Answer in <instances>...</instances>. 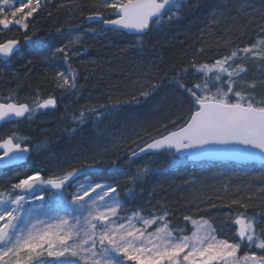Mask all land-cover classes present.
Returning a JSON list of instances; mask_svg holds the SVG:
<instances>
[{
  "label": "snow or ice",
  "instance_id": "obj_1",
  "mask_svg": "<svg viewBox=\"0 0 264 264\" xmlns=\"http://www.w3.org/2000/svg\"><path fill=\"white\" fill-rule=\"evenodd\" d=\"M70 3L76 5L70 10H82L76 0ZM95 7L104 11L91 14L90 21L102 22L114 32L143 37L153 24L163 23L166 13H172L169 20L176 16L181 0H100ZM244 7L240 5L236 10L243 11ZM40 8L41 0H0V31L15 26L24 30L25 42L30 41L29 18L34 19ZM173 8L176 12H172ZM218 16L224 18L225 13L214 12L212 20L217 21ZM79 42V37L70 39L46 57L62 59L68 67V72L58 71L54 76L55 87L62 92L76 88L78 73L71 68V55L73 44ZM19 43L16 39L0 43V56L11 58ZM199 51L203 53L204 49ZM248 59L264 64V26L254 42L242 47L233 45L228 54L211 64L194 62L178 69L173 81L182 90L187 118L180 117L182 123L172 120L170 130L163 125L164 133L130 149L126 163H134L145 152L166 154L169 166L185 160L203 163L264 159V99L257 100L253 94L255 82L247 83L243 91L238 84L247 73L240 61ZM188 74L194 79L191 85L185 81ZM156 87H142L140 97L147 98ZM139 99L133 96L131 102L139 103ZM56 105L54 95L44 98L37 92L31 104L0 103V121L31 119L35 112L54 109ZM111 107L119 108L120 102ZM108 112L103 105L84 109L73 116L72 123L80 126L89 116L99 120ZM41 147L33 146L17 133L0 136V169L23 168L28 156ZM107 154L105 149L102 155ZM91 159L92 163L71 170L60 168L59 174L47 176L40 171H18L16 179L0 190V264H264V255H238L245 246L264 252V187L257 190L262 198L259 212L248 214L249 208L256 206V192L247 198H231L223 205L227 209L223 228L203 216L194 219L186 215L183 219L191 222L193 230L185 234L184 229L173 226V213L166 206L147 214L137 208L128 214L127 201L122 199L118 184L91 178L121 171L119 158L111 160L107 168L95 156ZM149 171L138 169L129 179L135 182ZM81 176L85 177L83 181L79 180ZM257 180L264 185V175ZM45 251L55 261L41 259Z\"/></svg>",
  "mask_w": 264,
  "mask_h": 264
},
{
  "label": "trees",
  "instance_id": "obj_2",
  "mask_svg": "<svg viewBox=\"0 0 264 264\" xmlns=\"http://www.w3.org/2000/svg\"><path fill=\"white\" fill-rule=\"evenodd\" d=\"M76 2L82 10H70L76 6L70 0H41L34 19L29 18L28 42L24 30L18 27L0 32V43L9 39L20 42L11 60L0 62V100L18 98L28 102L37 92L44 98L51 94L57 99L56 109L49 112L54 118L52 123H18L29 127L23 135L33 146L43 145L39 154L30 156V165L36 169L27 173L59 174L60 168L71 170L92 163L93 156L107 168L111 160L119 158L121 171L91 178L118 184L128 214L137 208L147 214L166 206L173 213L174 225H184L187 215L194 219L203 216L217 226L227 219L224 204L231 198L250 197L253 192L257 194L253 200L256 206L250 207L248 214L259 212L262 198L257 190L264 185L257 178L264 175V167L186 162L171 167L169 157L161 154L143 158L154 160L150 171L133 182L129 177L139 168L131 167L126 160L130 149L164 133L163 125L170 130L172 120L182 123L179 118H187L182 90L173 81L175 72L194 62L211 64L228 54L233 45L242 47L254 42L264 26V0H181L176 16L169 20L172 13H166L163 23L154 24L140 38L103 29L102 22L87 23L91 14L104 11L95 7L100 0ZM62 4L65 7H60ZM240 5H246L243 11L236 10ZM214 12H224L225 17L213 21ZM70 28L78 29L84 38L73 45L71 55V68L78 73L76 88L62 92L55 87L54 76L58 71L68 72V67L62 59L46 57L68 42L62 40V33ZM138 39L143 43H137ZM250 67L264 82V64L253 61ZM185 81L191 85L193 76L185 75ZM259 81L255 82L257 86H264ZM152 84L157 87L147 98L140 97L141 88ZM133 96L140 98L139 103L131 102ZM117 102L120 107L112 109ZM102 105L109 108L103 118L89 116L80 126L72 123L81 110ZM105 149L108 154L102 155ZM159 158L166 160L154 164ZM17 170L0 171V190L12 181L11 172Z\"/></svg>",
  "mask_w": 264,
  "mask_h": 264
},
{
  "label": "rangeland",
  "instance_id": "obj_3",
  "mask_svg": "<svg viewBox=\"0 0 264 264\" xmlns=\"http://www.w3.org/2000/svg\"><path fill=\"white\" fill-rule=\"evenodd\" d=\"M4 31H0V32L3 33ZM102 35L103 34L101 33L100 36H102ZM77 37L80 38V41L84 38V36L82 35V32H80L78 29H73V31L71 33H69L68 30H66V31H64L62 33V40L65 41V42H67L70 39L75 40ZM77 44L78 43H74L73 45H77ZM240 62L247 68V73L244 75L243 80L238 81L240 90L243 91V90L246 89L247 83H252V82L259 81L256 78L259 74H258L257 71H255L254 69H252L250 67V62H253V60L248 59L247 61H243L242 60ZM259 83H261V82L259 81ZM253 94L255 95V97L257 98V100L264 99V86H257L256 89H255V92ZM33 100L34 99H31L30 101H28V103L31 104ZM8 102L21 103V102H23V100H21V99L19 100L18 98L17 99H12V100L11 99H8V100H4V101H1L0 100V103H8ZM49 112H51V111H39V112H35L33 114V116H32L31 119H25V121L23 123L26 124L25 126H29L32 123H36V124H47L52 119V117H53ZM25 128H29V127H25ZM25 128H24L23 125L13 124V125H10L8 129L4 128V129L0 130V136H7V135H11L12 133H17L20 136L24 137L23 134H25V133L23 132V130H25ZM4 132H7V133H4ZM42 148H43V145H42V147H41V149L39 151L31 153V155L33 156V155L39 154V152L42 150ZM163 158H159V159L155 160L154 164H157V163L160 164V163H162V161L166 160V159H163ZM153 161L154 160H150V159L149 160L142 159L138 163H130L129 162V165L131 167H137L139 169H141V168H148L149 169V165L152 164ZM178 164H180V163H177L176 165H178ZM171 167H173V166H171ZM33 169H36V167H33L32 165H30V161H28L27 164H26V166L24 168L20 169V170H17V172L18 171L21 172V171L33 170ZM15 171H12L11 172L12 173V176H11L12 181H14V178L16 177V174H17V172H15ZM80 181H83V180H80ZM95 181H97V180H95ZM74 190H75L74 188H70L69 189V191H74ZM69 199H71V197H69ZM223 222L224 221H222L216 227L217 228H223ZM173 226L178 227V228H181V229H184L185 230V234H191V231L193 230V225L191 224L190 221H186L184 225H180L179 226V225H174L173 224ZM149 230H152V229L150 228ZM252 252H255V254L257 256L264 255V252H261L259 249H256L255 247H253V248L250 249V248H248L246 246L243 247L238 252V255L243 256L245 253L251 254ZM41 259H43L45 261H48V262L55 261V257H48L47 251H45L43 253V256L41 257ZM33 264H35V262H33ZM126 264H134V262H126Z\"/></svg>",
  "mask_w": 264,
  "mask_h": 264
},
{
  "label": "water",
  "instance_id": "obj_4",
  "mask_svg": "<svg viewBox=\"0 0 264 264\" xmlns=\"http://www.w3.org/2000/svg\"><path fill=\"white\" fill-rule=\"evenodd\" d=\"M113 18H115V17H113ZM100 23V22H98V21H90L88 18H87V23ZM102 25H103V23H102ZM103 27L105 28V29H107L104 25H103ZM149 32V30L147 31V33ZM118 33H120V32H118ZM122 34H125V35H127V36H134V37H137L136 35H134V34H130V33H122ZM19 49V48H18ZM17 49V50H18ZM10 58H5V57H2V56H0V61H2V62H5V61H7V60H9ZM8 103H13V102H8ZM56 109V107L54 108V109H49V110H42V111H54ZM25 119L24 118H19L18 120H12V121H0V127H2L3 125H5V124H7V123H19V122H22V121H24ZM153 154H151V153H148V152H145V153H143V154H141L140 156H138L137 158H135V160H137V159H141V158H144V157H147V156H152ZM156 155H158V154H156ZM29 157V156H28ZM28 159V158H27ZM188 163H201V162H199V161H196V162H193V161H189V160H186ZM206 162H208V163H230V164H235V165H256V166H260V167H262V166H264V159H257V160H255V161H229V160H214V161H206ZM24 163H26V162H24ZM9 168H11V167H9ZM9 168H4V169H2V170H6V169H9Z\"/></svg>",
  "mask_w": 264,
  "mask_h": 264
},
{
  "label": "bare ground",
  "instance_id": "obj_5",
  "mask_svg": "<svg viewBox=\"0 0 264 264\" xmlns=\"http://www.w3.org/2000/svg\"><path fill=\"white\" fill-rule=\"evenodd\" d=\"M30 104V103H29ZM53 119L54 118H52L48 123L50 124V123H52V121H53ZM143 158H141V159H137V160H142ZM137 160H135V161H137Z\"/></svg>",
  "mask_w": 264,
  "mask_h": 264
}]
</instances>
